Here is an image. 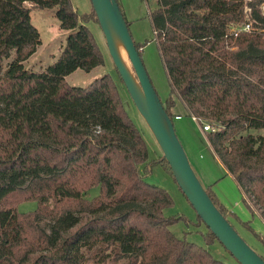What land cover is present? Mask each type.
Segmentation results:
<instances>
[{
	"label": "trees",
	"instance_id": "trees-1",
	"mask_svg": "<svg viewBox=\"0 0 264 264\" xmlns=\"http://www.w3.org/2000/svg\"><path fill=\"white\" fill-rule=\"evenodd\" d=\"M151 1L150 25L169 87L163 111L172 121L176 97L189 117L215 129L206 134L210 149L245 208L264 222V17L258 10L264 0H145ZM25 3L55 8L59 29L69 31L41 72L22 65L39 45ZM245 9L251 29L234 37ZM90 21L97 23L92 8L78 15L70 0H0V264H84L88 255L98 264L107 258L222 264L169 231L183 218L165 217L170 198L143 180L146 146L110 77L84 87L65 82L75 70L103 64L85 26ZM133 45L140 57L141 46ZM160 158L150 164L160 163L172 177ZM94 187L98 195L88 200ZM24 202L35 209L17 212ZM42 220L50 223L48 232ZM243 226L264 246L263 237ZM204 228V242L217 241Z\"/></svg>",
	"mask_w": 264,
	"mask_h": 264
},
{
	"label": "rangeland",
	"instance_id": "rangeland-1",
	"mask_svg": "<svg viewBox=\"0 0 264 264\" xmlns=\"http://www.w3.org/2000/svg\"><path fill=\"white\" fill-rule=\"evenodd\" d=\"M70 3L78 15L87 14L91 10L89 0H70ZM116 3L132 42L141 46V63L159 102L163 103L169 95V87L149 20V13L155 5L152 1L145 2V0H116ZM25 6L29 10L30 23L38 33L39 45L22 65L26 70L41 72L56 59L69 31L59 29L58 21L55 17V8L38 9L31 3H25ZM85 26L102 54L103 64L89 72L75 70L64 77L65 82L73 87H84L103 75L110 77L116 87L125 113L138 130L146 146L147 162L139 167L143 180L149 185L164 190L170 198L172 205L163 211L165 217L180 216L183 218V220L170 226L169 231L176 239H184L189 243L204 248L213 259L222 264H238L217 241L211 244L204 242L202 234L205 233V228L203 224L196 220L193 209L179 191L170 174L160 163L150 164V161L159 159L161 152L117 76L107 53L98 23L90 21L85 23ZM125 64L129 67L126 57ZM173 100L172 113L173 115H179V118L172 119V128L191 171L203 190H208L213 199L227 212L226 221L236 234L264 261V246L243 226V224H246L252 232L264 238V222L257 213L251 214L245 208L242 194L232 178L227 175L206 141L207 132H202L201 130L203 123H194L187 115L182 103L176 97H173ZM256 133L253 132V134ZM97 195L98 188L94 187L86 193L85 197L90 200ZM34 209V202H24L16 207L19 213H29ZM39 226L48 232L50 223L42 220L39 221ZM84 264H98V262L93 255H88ZM100 264H126V260L114 261L107 258L106 261Z\"/></svg>",
	"mask_w": 264,
	"mask_h": 264
},
{
	"label": "water",
	"instance_id": "water-1",
	"mask_svg": "<svg viewBox=\"0 0 264 264\" xmlns=\"http://www.w3.org/2000/svg\"><path fill=\"white\" fill-rule=\"evenodd\" d=\"M89 2L102 32L107 53L123 87L154 138L161 152L160 159L168 165L174 182L195 215L238 264H264L214 207L191 171L174 134L171 120L163 111L135 51L116 1ZM117 44L123 49L129 67L121 60Z\"/></svg>",
	"mask_w": 264,
	"mask_h": 264
},
{
	"label": "built area",
	"instance_id": "built-area-1",
	"mask_svg": "<svg viewBox=\"0 0 264 264\" xmlns=\"http://www.w3.org/2000/svg\"><path fill=\"white\" fill-rule=\"evenodd\" d=\"M258 10H259L260 16L264 17V3H261L259 5ZM244 13H245V22L238 30L233 31L234 37L237 35L238 31L246 32V31H249L251 29L252 21L250 20V17H249V10L245 9ZM178 118H179V116H174V119H178ZM190 118L194 123H199L198 119H196L195 117H190ZM201 130H202V132H207V133L215 131L209 125H206L204 123L201 125Z\"/></svg>",
	"mask_w": 264,
	"mask_h": 264
},
{
	"label": "bare ground",
	"instance_id": "bare-ground-1",
	"mask_svg": "<svg viewBox=\"0 0 264 264\" xmlns=\"http://www.w3.org/2000/svg\"><path fill=\"white\" fill-rule=\"evenodd\" d=\"M117 50H118V53H119L121 60L125 63V54H124V51L119 44H117Z\"/></svg>",
	"mask_w": 264,
	"mask_h": 264
},
{
	"label": "crops",
	"instance_id": "crops-1",
	"mask_svg": "<svg viewBox=\"0 0 264 264\" xmlns=\"http://www.w3.org/2000/svg\"><path fill=\"white\" fill-rule=\"evenodd\" d=\"M171 112H172V109H171ZM173 114V113H172ZM174 116H179V115H174Z\"/></svg>",
	"mask_w": 264,
	"mask_h": 264
}]
</instances>
